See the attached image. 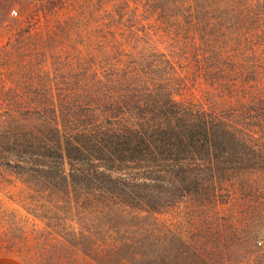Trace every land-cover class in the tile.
<instances>
[{"label": "trees", "instance_id": "1", "mask_svg": "<svg viewBox=\"0 0 264 264\" xmlns=\"http://www.w3.org/2000/svg\"><path fill=\"white\" fill-rule=\"evenodd\" d=\"M35 1L45 62H70L45 66L27 128L13 120L0 147L41 207L103 228L87 230L97 264H264L248 196V176L264 175V0H106L85 38L64 3ZM182 202L216 221L211 246L160 227Z\"/></svg>", "mask_w": 264, "mask_h": 264}, {"label": "rangeland", "instance_id": "2", "mask_svg": "<svg viewBox=\"0 0 264 264\" xmlns=\"http://www.w3.org/2000/svg\"><path fill=\"white\" fill-rule=\"evenodd\" d=\"M56 2L60 3L58 5L64 3L63 8L70 9L69 13L63 10L59 17L73 16L74 21L83 24V38L92 34L90 32L94 28H101L105 21L106 0ZM35 3V0H0V136L10 129L13 120L21 125L22 130L27 128L25 106L39 98L40 75L42 77L45 66L64 70V65L60 66L59 62H70L66 52L61 59L52 57L45 62V56L41 55V35L45 33V25L37 18ZM52 54L57 55L55 51ZM13 101L19 105L15 114L9 116L8 108ZM7 158V153L0 147V255L16 257L25 264H97L93 258H102L103 255L95 252L97 241L90 238L92 236L87 230L103 228L65 209L59 210L52 205L43 209L41 198L45 195L44 191L32 177L15 173L6 164ZM248 177L254 186L246 193L249 192L251 200L260 203L255 211L264 218V175ZM199 210L191 202H182L156 215V219L160 227L165 226L170 232L169 237L181 235L182 241L192 248L195 244L199 245L201 237L207 232L204 241L211 246L210 238L217 234V223L209 213ZM230 213L221 211L219 215L225 218ZM256 218L257 213H252L249 220L255 221ZM228 225L229 221H225L223 226ZM222 229L227 234L231 231L226 227Z\"/></svg>", "mask_w": 264, "mask_h": 264}, {"label": "crops", "instance_id": "3", "mask_svg": "<svg viewBox=\"0 0 264 264\" xmlns=\"http://www.w3.org/2000/svg\"><path fill=\"white\" fill-rule=\"evenodd\" d=\"M0 264H25V263L13 256L0 255Z\"/></svg>", "mask_w": 264, "mask_h": 264}]
</instances>
